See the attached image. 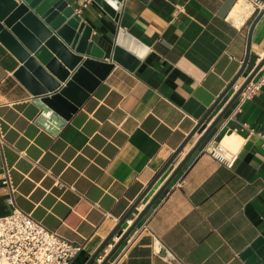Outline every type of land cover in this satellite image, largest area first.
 Returning <instances> with one entry per match:
<instances>
[{
  "label": "crops",
  "instance_id": "1",
  "mask_svg": "<svg viewBox=\"0 0 264 264\" xmlns=\"http://www.w3.org/2000/svg\"><path fill=\"white\" fill-rule=\"evenodd\" d=\"M67 4L91 26L88 55L110 60L118 29L142 55L132 69L114 61L52 130L37 120V96L14 74L21 62L0 41V215L13 208L1 178L6 166L14 204L82 244L69 264H84L140 195L90 264H99L135 220L104 264H247L241 252L264 238V146L257 133L264 134V82L250 98L236 97L189 153L234 91L224 93L149 183L239 69L253 18L248 9L238 0H122L111 16L95 0ZM263 56L264 13L237 80ZM219 141L237 150L231 167L210 153Z\"/></svg>",
  "mask_w": 264,
  "mask_h": 264
},
{
  "label": "water",
  "instance_id": "2",
  "mask_svg": "<svg viewBox=\"0 0 264 264\" xmlns=\"http://www.w3.org/2000/svg\"><path fill=\"white\" fill-rule=\"evenodd\" d=\"M95 1L107 13L114 16L122 0ZM263 13L264 8L260 9L251 19L247 32L245 53L239 69L167 158L149 185L169 165L205 120L218 100L241 75L249 58L253 25ZM90 33L91 26L81 19L71 5L67 4V0H0V41L21 62L14 74L27 86L32 94L37 96L35 101L41 107V113L38 115L37 120L52 130L61 127L71 116V113L83 103L113 67L114 61L126 66L128 69H132L142 55V51L135 47L134 41L128 33L123 32L121 29L117 31L110 60L99 58L100 55H88L92 48V42L88 40ZM263 62L264 56L231 94L216 117L198 137L189 153L204 139ZM184 162L185 159L177 164L171 176L180 169ZM140 197L141 195L122 214L116 225L84 264H90L99 251L108 243L116 230L127 219ZM154 199L150 200L146 208ZM146 208L140 212L138 218L143 215ZM136 222L137 220L126 228L99 264L106 262L111 253L133 229ZM240 255L247 264H264L263 236H257Z\"/></svg>",
  "mask_w": 264,
  "mask_h": 264
},
{
  "label": "built area",
  "instance_id": "3",
  "mask_svg": "<svg viewBox=\"0 0 264 264\" xmlns=\"http://www.w3.org/2000/svg\"><path fill=\"white\" fill-rule=\"evenodd\" d=\"M243 1L248 9L246 15L248 17H253L264 8V0ZM241 82L235 80L230 89L235 91ZM263 82L264 67L245 84L237 97L240 101L250 98L259 90ZM257 133L262 138L261 144L264 146V134ZM210 153L228 167H231L237 158V150L224 146L221 141L210 145ZM8 171L9 169L4 166L1 178L11 190L6 201L13 205V208L0 215V264H69L82 248V244L74 243L47 228L30 212L16 206L12 195L15 186L9 178Z\"/></svg>",
  "mask_w": 264,
  "mask_h": 264
},
{
  "label": "bare ground",
  "instance_id": "4",
  "mask_svg": "<svg viewBox=\"0 0 264 264\" xmlns=\"http://www.w3.org/2000/svg\"><path fill=\"white\" fill-rule=\"evenodd\" d=\"M242 2H243V5L241 4L240 0H238V6L245 7V9H247L246 4L244 3V1H242ZM230 136L232 137V139H233V141L235 143V146H236L237 145V140H239V137H237L235 133L230 134ZM222 144L224 146H226L224 143H222Z\"/></svg>",
  "mask_w": 264,
  "mask_h": 264
},
{
  "label": "rangeland",
  "instance_id": "5",
  "mask_svg": "<svg viewBox=\"0 0 264 264\" xmlns=\"http://www.w3.org/2000/svg\"><path fill=\"white\" fill-rule=\"evenodd\" d=\"M243 0H240V2H241V4L243 5V2H242ZM242 8V7H241Z\"/></svg>",
  "mask_w": 264,
  "mask_h": 264
}]
</instances>
